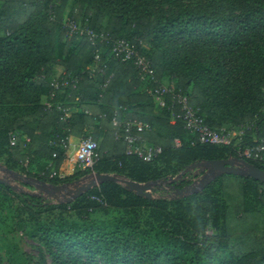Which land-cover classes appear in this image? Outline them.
Segmentation results:
<instances>
[{
  "label": "trees",
  "instance_id": "obj_1",
  "mask_svg": "<svg viewBox=\"0 0 264 264\" xmlns=\"http://www.w3.org/2000/svg\"><path fill=\"white\" fill-rule=\"evenodd\" d=\"M215 1L222 5L212 6ZM69 21L132 40L160 81L176 79L210 125L243 127L250 144L264 140V0H209L204 12L181 0H0V158L8 168L27 163L25 175L53 184L89 172L147 182L170 180L201 160L237 157L233 146L193 144L131 61L104 42L71 35ZM57 69L78 82L52 99ZM116 111L118 122H148L145 140L162 153L151 162L128 155L126 142L116 138ZM87 129L99 142V160L93 170L61 176L63 142ZM189 175L169 181L165 193L192 183ZM0 209L12 215L16 230L46 247L53 264H264V184L252 177L224 174L199 193L151 199L106 181L70 203L0 182ZM97 212L105 216L94 219Z\"/></svg>",
  "mask_w": 264,
  "mask_h": 264
},
{
  "label": "built area",
  "instance_id": "obj_2",
  "mask_svg": "<svg viewBox=\"0 0 264 264\" xmlns=\"http://www.w3.org/2000/svg\"><path fill=\"white\" fill-rule=\"evenodd\" d=\"M69 32L71 35L88 36L93 44L104 42L111 48V53L116 57H121L125 61H131L139 72V78L149 83L147 88L152 96L155 97L161 108H167L171 112V122L177 120L183 122L184 128L189 131L195 139L193 144H213L225 145L235 147L237 157L246 160H255L264 163V140H256L255 144H235L234 139L237 136H245V129L242 127L240 133L221 128L213 127L210 125L205 117L201 114L198 107L193 105L190 101L188 94L182 92L178 87L166 84L160 81L156 71L153 67L152 61L137 48V44L127 38H113L104 33H99L89 27L82 25L75 21L67 22ZM141 45L142 42H140ZM45 78V76H43ZM78 82V78H72L66 72L53 77L50 81L53 91L50 98H54L57 92L68 86L71 82ZM52 103H49L51 106ZM89 113L88 110L85 111ZM118 112L116 111L112 116L114 122H118ZM105 117L106 114L100 115ZM118 130L116 131V138L123 139L126 144V153L128 155H136L146 162L153 161L159 154L162 153L161 146L146 143L144 133L152 130L148 122L137 119H128L118 122ZM29 142L30 139L26 138ZM18 143L17 135L11 133L10 144L14 146ZM177 145H180L179 139H176ZM237 145V146H236ZM65 149L69 147L67 142H63ZM99 142L92 137H84L80 140L76 152V163L81 169H92L99 160ZM56 156V154H54ZM61 176L62 173H60ZM201 178V174H193L187 178L191 182H196Z\"/></svg>",
  "mask_w": 264,
  "mask_h": 264
},
{
  "label": "water",
  "instance_id": "obj_3",
  "mask_svg": "<svg viewBox=\"0 0 264 264\" xmlns=\"http://www.w3.org/2000/svg\"><path fill=\"white\" fill-rule=\"evenodd\" d=\"M0 169L6 172L10 177L0 176V182L5 183L14 190L26 189L14 184L13 181H16L22 185L29 184L37 189V191H33V193L42 194L44 196L47 193L48 197L53 198L58 202L68 203L82 196L92 188L100 186L106 181L120 183L124 185L129 191L134 192L141 197L148 199L155 198L154 190L156 187H161L162 183H168L169 181L180 183L187 173H191L194 170L198 171L195 174H201V178L196 182L187 184L182 188H178L175 193L179 195V197H186L190 194L201 192L206 186L224 174L252 177L264 184V169L257 167L255 164L244 158L236 156L194 162L182 170L177 176L166 181L158 179L147 182H138L119 173L112 174L91 172L90 174L84 175L83 177L71 182L53 184L33 176H27L19 171L12 170L1 163ZM61 195L64 196L63 199H61Z\"/></svg>",
  "mask_w": 264,
  "mask_h": 264
},
{
  "label": "rangeland",
  "instance_id": "obj_4",
  "mask_svg": "<svg viewBox=\"0 0 264 264\" xmlns=\"http://www.w3.org/2000/svg\"><path fill=\"white\" fill-rule=\"evenodd\" d=\"M181 1L184 4L189 5L193 9L204 12L207 8L209 0H181ZM211 5L214 6V5H222V4L220 2L215 1L214 3H211ZM232 8H233L232 6H229L228 4H224L225 10L230 11ZM143 45H144V48H143L144 50H149L150 47H149V45L146 44V42H144ZM163 81L166 84L174 85L177 87L176 79H169V76H165ZM191 89H192V87L190 86V88H189L190 92H191ZM200 112H201V110H200ZM220 128L224 129V130L234 131L236 133H240L242 131V129H240V127H238L234 124H229V123L223 124L222 127H220ZM245 136H243V137H241L240 135L237 136L234 139L235 144H241L244 141H245L244 143H249L248 141H246V139H244ZM86 137H92V136L88 132ZM73 152L74 151L72 150V153ZM0 163L7 166V164L5 163V157L0 158ZM26 165H27V163L21 162V163H19L18 168L15 170L25 174L23 172L22 167L26 166ZM72 165L73 166H69L68 169H65L64 171H62L63 177L66 175H69V174L72 175V174H76L77 172H79L80 167L77 165V163L75 164V162H73ZM170 172H171V174H173L172 171H170ZM196 172H198V171L197 170L192 171L187 178L191 177ZM90 173L91 172H89L87 174H90ZM87 174H84V175H87ZM0 176L4 177V176H8V174L0 169ZM83 176H81V177H83ZM175 176H177V175H175ZM175 176H173V177H175ZM231 178L234 179L233 177H231ZM13 183L16 185H19L20 187H22L26 190L29 189L32 191H37V189L34 186L22 185L16 181H13ZM166 184L167 183H162L161 184L162 187H156L155 188V190H154V196L155 197H160L163 195H165V196L176 195V193L171 192V191H169V193L168 192L165 193L166 189H171V188L167 187ZM164 188H166V189H164ZM45 196H46V198L52 199L54 202H57L53 198L48 197L47 193L45 194ZM60 197H61V199L64 198V196H62V195ZM113 214H114V212H113ZM104 216H105L104 214L97 212L92 217L94 219L98 220L100 218H103ZM14 225L15 224L12 223V215H8L7 210L0 209V256L2 258V264H24V262H25L24 259H26V258L24 256H22V253H25L30 257L31 264H53L52 256L49 253V251H47L46 247L43 244H41L39 241H37V240L33 239L32 237H30L29 235H27V233H25L23 230H16L15 229L16 226L14 227ZM207 234L210 236L215 235V230L213 229V227L208 228ZM232 239H234V238H232ZM225 254L228 255L229 254L228 251H225Z\"/></svg>",
  "mask_w": 264,
  "mask_h": 264
},
{
  "label": "crops",
  "instance_id": "obj_5",
  "mask_svg": "<svg viewBox=\"0 0 264 264\" xmlns=\"http://www.w3.org/2000/svg\"><path fill=\"white\" fill-rule=\"evenodd\" d=\"M56 72H57V74H61L64 72V70L61 71V70L57 69ZM43 102L45 104H49L50 99L48 97H44ZM76 111H77V109L73 108L70 111H68V113H69L68 115H71V113L76 112ZM87 131H88V129L85 131V133H87ZM84 137H86L85 134L81 137L80 136H74V135L69 137V140H68L69 147L66 149L67 156H66V159L62 162L61 167H60L61 173L65 169H68L69 166H73L74 165V164L72 165L73 162H75V164H76V152L78 149V145L80 143V140ZM146 143H149V142L146 141ZM72 150L74 151L73 153H72Z\"/></svg>",
  "mask_w": 264,
  "mask_h": 264
},
{
  "label": "flooded vegetation",
  "instance_id": "obj_6",
  "mask_svg": "<svg viewBox=\"0 0 264 264\" xmlns=\"http://www.w3.org/2000/svg\"><path fill=\"white\" fill-rule=\"evenodd\" d=\"M173 188V187H172Z\"/></svg>",
  "mask_w": 264,
  "mask_h": 264
}]
</instances>
